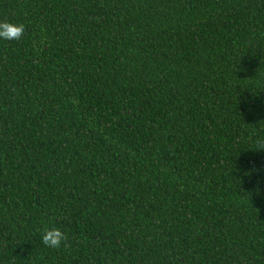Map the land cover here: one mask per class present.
<instances>
[{"label": "trees", "instance_id": "16d2710c", "mask_svg": "<svg viewBox=\"0 0 264 264\" xmlns=\"http://www.w3.org/2000/svg\"><path fill=\"white\" fill-rule=\"evenodd\" d=\"M0 21L25 25L0 39V264H264V0H0Z\"/></svg>", "mask_w": 264, "mask_h": 264}, {"label": "clouds", "instance_id": "9594fccd", "mask_svg": "<svg viewBox=\"0 0 264 264\" xmlns=\"http://www.w3.org/2000/svg\"><path fill=\"white\" fill-rule=\"evenodd\" d=\"M25 32L23 23H12L9 21H0V39L19 41ZM258 150L264 149V139L257 141ZM260 181H257V190ZM258 211V210H257ZM69 236L59 227L44 228L41 235L42 244L50 249H59L63 245L68 246Z\"/></svg>", "mask_w": 264, "mask_h": 264}]
</instances>
